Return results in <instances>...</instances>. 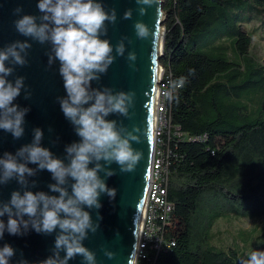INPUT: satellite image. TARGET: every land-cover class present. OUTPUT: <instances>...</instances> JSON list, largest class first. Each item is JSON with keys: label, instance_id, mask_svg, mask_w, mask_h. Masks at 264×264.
I'll use <instances>...</instances> for the list:
<instances>
[{"label": "trees", "instance_id": "trees-1", "mask_svg": "<svg viewBox=\"0 0 264 264\" xmlns=\"http://www.w3.org/2000/svg\"><path fill=\"white\" fill-rule=\"evenodd\" d=\"M162 10L159 140L172 211L164 248L141 264H241L264 251V62L250 54L264 0H164ZM226 211L262 223L238 245L215 244Z\"/></svg>", "mask_w": 264, "mask_h": 264}, {"label": "clouds", "instance_id": "clouds-1", "mask_svg": "<svg viewBox=\"0 0 264 264\" xmlns=\"http://www.w3.org/2000/svg\"><path fill=\"white\" fill-rule=\"evenodd\" d=\"M135 2L141 16L147 7L156 5L155 0ZM36 7L39 16L23 14L20 6L13 9L17 17L14 28L26 39L0 48V130L10 133L14 140L25 135V116L30 108L15 101L22 90L25 99L30 98L31 92L23 76L9 77L15 72L14 66L28 63L31 40L50 45L47 65L58 63L65 91L56 100L79 139L64 145L61 158L42 146L44 132L35 127L30 143L22 144L14 153L0 154V187L11 181L19 185L9 199H0V239L5 232L24 236L30 230L54 235L51 255L42 264H69L76 256L81 257V264H97L95 252L83 242L89 233L95 234L99 229L100 196L106 194L112 199L116 195V189L106 184V179L116 174L111 165L116 164L121 173H131L143 156L141 150L133 147L141 143L140 128L108 118L118 115L130 119L135 92L93 86L117 56H124V41L128 38L123 37L115 46L103 38L108 25L116 23L117 15L114 8L106 11L101 0H37ZM122 18L131 19L132 9H126ZM134 30L138 39L150 36L148 26L139 20L134 22ZM126 59L134 62L136 53L129 51ZM45 170L53 181L47 185L48 191H33L37 181L32 178ZM89 210H97L95 221ZM15 255L10 244L0 246V264H12ZM104 255L111 259L114 253L105 249ZM15 264L29 262L21 257ZM241 264H264V251H250Z\"/></svg>", "mask_w": 264, "mask_h": 264}, {"label": "water", "instance_id": "water-1", "mask_svg": "<svg viewBox=\"0 0 264 264\" xmlns=\"http://www.w3.org/2000/svg\"><path fill=\"white\" fill-rule=\"evenodd\" d=\"M163 1L155 0L156 5L147 7L146 14L141 16L135 0H101L106 11L114 8L117 15L116 23L108 25L107 36L103 38H107L113 46L123 37L128 39L124 41V56H117L107 73L98 83L93 82V86L100 88L107 86L113 91L132 90L135 92V103L134 108L130 110L132 112L130 119L118 115L108 118L123 121L129 127L136 125L140 128L141 143L134 144L133 147L141 150L143 156L135 171L131 173H121L116 164L111 165L116 170V174L108 177L106 184L116 189V195L112 199L106 194L100 196L102 207L98 211L102 218L99 221V229L95 234L89 233V238L83 242L87 248L95 252L97 264H129L132 240L142 203L144 182H146L145 175L149 176L151 164L150 160L147 168L148 124L152 111L153 70L156 62L163 55L164 39L160 49L157 41L158 30L165 17L162 10ZM36 5L37 0H0V48L17 39H26L14 28L13 21L17 17L13 14V9L20 6L23 8V14L39 16ZM129 8L132 9V18L123 19V12ZM137 20L148 26L150 36L147 39L137 38L134 30V22ZM163 34L165 38V28ZM129 40L131 43L128 42ZM29 42L32 47L28 50L26 58L28 63L23 67L14 66L15 72L9 77V79H14L15 76H23L24 83L31 92L30 98L25 99L22 90L21 96L15 101L22 107L30 108L25 116V135L19 140H14L10 133L0 130V154L5 151L14 153L22 144L30 143L32 129L39 127L44 132L42 146L49 147L56 156L63 158L64 145L79 138L63 116L56 100L57 96L65 95L63 81L57 71L58 63H54L51 67L47 65L46 53L50 45H41L31 40ZM129 51L136 53L134 62L126 59ZM130 64H134V67ZM157 83L160 85L161 80ZM51 141H56V143L53 144ZM29 166L35 167V165ZM32 179L37 181L33 191L47 192V185L53 182L50 173L46 170L39 172ZM18 187L15 181L0 187V199L6 201L11 191ZM89 211L95 221L97 210ZM4 219L6 221L7 218L4 217ZM4 243L10 244L16 250L12 264H15V261L21 257L29 264H42L51 255L54 235L37 234L32 230L24 236H12L5 232L3 239H0V246ZM105 249L114 253L111 259L104 255ZM69 264H81V257L76 256L75 259L69 261Z\"/></svg>", "mask_w": 264, "mask_h": 264}, {"label": "built area", "instance_id": "built-area-1", "mask_svg": "<svg viewBox=\"0 0 264 264\" xmlns=\"http://www.w3.org/2000/svg\"><path fill=\"white\" fill-rule=\"evenodd\" d=\"M160 86H163L161 79ZM162 95L167 100V94L160 88ZM166 100L162 102V106L157 103L156 110L158 120L162 122L156 129L155 145L151 164L149 169V180L146 186V207L143 219V225L138 240L134 264H141L146 260L148 252L161 250L164 248L163 228L169 224V215L172 211V204L166 200L167 193V166L163 158V143L159 140L160 131L167 126L166 119Z\"/></svg>", "mask_w": 264, "mask_h": 264}, {"label": "rangeland", "instance_id": "rangeland-1", "mask_svg": "<svg viewBox=\"0 0 264 264\" xmlns=\"http://www.w3.org/2000/svg\"><path fill=\"white\" fill-rule=\"evenodd\" d=\"M163 26V23H162ZM215 25L212 26V28ZM252 48L250 49V54L257 58L258 61L264 62V31L257 32L253 36V43ZM159 64L162 68V74L160 75L161 80L164 76V68L160 63V59L158 60ZM157 83V82H156ZM159 90L161 86L157 83ZM160 101L159 104L162 106V102L166 100L165 96L162 95V92L159 93ZM158 106V105H157ZM158 107H156V110ZM157 112V111H156ZM157 114V113H156ZM158 116V115H157ZM159 125L162 123L158 120ZM262 221L260 219H248V217H239L236 216L233 212L226 211V214L220 215L218 218L215 219V222L212 225L211 231L213 234V243H219L220 245H232V243L237 242L240 243L241 241H245V235L248 232H254L260 225ZM215 241V242H214ZM215 243V244H216Z\"/></svg>", "mask_w": 264, "mask_h": 264}, {"label": "bare ground", "instance_id": "bare-ground-1", "mask_svg": "<svg viewBox=\"0 0 264 264\" xmlns=\"http://www.w3.org/2000/svg\"><path fill=\"white\" fill-rule=\"evenodd\" d=\"M163 30H164V26L161 25V27L158 30V40H157L159 49H160L161 44H162L163 39H164ZM161 74H162V68L159 64V61H157L155 66H154V70H153V81H152V91H151L152 111H151V114L149 116V124H148L149 131H148L147 153H146L147 154V159H146L147 168H148V163L150 162V160L153 156L155 137H156V129L158 127V121H157L158 116L156 114V105L160 101V97H159L160 90H159L158 86H156V84H157L156 82L160 78ZM145 179H146L145 180L146 182H144L142 203H141V208H140V212L138 215L136 231L134 233L133 240H132V248H131L132 250H131V256H130L129 264H134L135 250H136L138 240L140 239V233H141V229H142V225H143V219H144V215H145V207H146V200H147L146 183H147V179L149 180V177H146V175H145Z\"/></svg>", "mask_w": 264, "mask_h": 264}]
</instances>
